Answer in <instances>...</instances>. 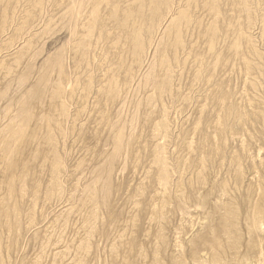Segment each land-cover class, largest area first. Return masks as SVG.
Segmentation results:
<instances>
[{
    "label": "rangeland",
    "instance_id": "rangeland-1",
    "mask_svg": "<svg viewBox=\"0 0 264 264\" xmlns=\"http://www.w3.org/2000/svg\"><path fill=\"white\" fill-rule=\"evenodd\" d=\"M0 264H264V0H0Z\"/></svg>",
    "mask_w": 264,
    "mask_h": 264
}]
</instances>
